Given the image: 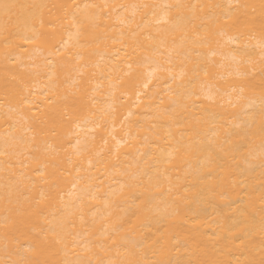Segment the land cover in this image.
<instances>
[{"label": "bare ground", "instance_id": "bare-ground-1", "mask_svg": "<svg viewBox=\"0 0 264 264\" xmlns=\"http://www.w3.org/2000/svg\"><path fill=\"white\" fill-rule=\"evenodd\" d=\"M0 264H264V0H0Z\"/></svg>", "mask_w": 264, "mask_h": 264}, {"label": "snow or ice", "instance_id": "snow-or-ice-1", "mask_svg": "<svg viewBox=\"0 0 264 264\" xmlns=\"http://www.w3.org/2000/svg\"><path fill=\"white\" fill-rule=\"evenodd\" d=\"M7 7V6H6Z\"/></svg>", "mask_w": 264, "mask_h": 264}]
</instances>
